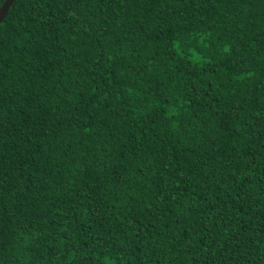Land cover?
I'll list each match as a JSON object with an SVG mask.
<instances>
[{"label":"trees","instance_id":"obj_1","mask_svg":"<svg viewBox=\"0 0 264 264\" xmlns=\"http://www.w3.org/2000/svg\"><path fill=\"white\" fill-rule=\"evenodd\" d=\"M0 264H264V0H13Z\"/></svg>","mask_w":264,"mask_h":264},{"label":"water","instance_id":"obj_2","mask_svg":"<svg viewBox=\"0 0 264 264\" xmlns=\"http://www.w3.org/2000/svg\"><path fill=\"white\" fill-rule=\"evenodd\" d=\"M13 0H4L0 5V21L3 18L5 12L7 11L8 7L12 3Z\"/></svg>","mask_w":264,"mask_h":264}]
</instances>
